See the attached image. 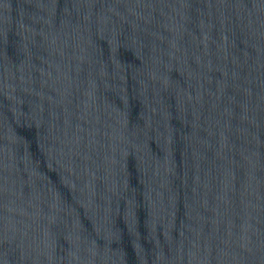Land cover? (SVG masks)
Listing matches in <instances>:
<instances>
[{
    "label": "water",
    "instance_id": "95a60500",
    "mask_svg": "<svg viewBox=\"0 0 264 264\" xmlns=\"http://www.w3.org/2000/svg\"><path fill=\"white\" fill-rule=\"evenodd\" d=\"M0 264H110L1 45Z\"/></svg>",
    "mask_w": 264,
    "mask_h": 264
}]
</instances>
